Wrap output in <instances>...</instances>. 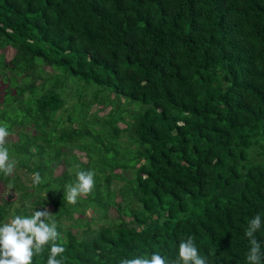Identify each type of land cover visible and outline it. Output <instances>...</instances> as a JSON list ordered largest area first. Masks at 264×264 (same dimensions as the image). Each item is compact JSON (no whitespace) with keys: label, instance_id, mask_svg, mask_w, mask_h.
Returning <instances> with one entry per match:
<instances>
[{"label":"trees","instance_id":"1","mask_svg":"<svg viewBox=\"0 0 264 264\" xmlns=\"http://www.w3.org/2000/svg\"><path fill=\"white\" fill-rule=\"evenodd\" d=\"M0 82L10 156L43 178L0 173L19 191L0 193V224L41 210L23 201L46 190L32 203L82 232L57 225L63 264L174 259L188 236L209 264H246L244 231L264 215V0H0ZM76 170L95 187L68 204ZM255 235L264 251V225Z\"/></svg>","mask_w":264,"mask_h":264},{"label":"clouds","instance_id":"2","mask_svg":"<svg viewBox=\"0 0 264 264\" xmlns=\"http://www.w3.org/2000/svg\"><path fill=\"white\" fill-rule=\"evenodd\" d=\"M10 132L6 124L0 125V173L11 176L17 161L10 156L6 146ZM79 169V166H76ZM72 172V169L69 170ZM34 185L43 183L39 172L32 174ZM95 187V172L76 170L73 182L65 185L64 199L68 204H76L82 195H90ZM264 225V215L257 213L248 221L244 235L249 240V249L245 254L246 264H264V251L256 233ZM61 234L52 212L47 208L35 210L31 215H15L9 221L0 224V264H34V257L48 249L47 264H63L62 257L66 249L61 242ZM209 256L216 255L209 249ZM118 264H209L208 258L200 250L192 236L181 239L178 254L168 259L159 252L138 255L135 258H121Z\"/></svg>","mask_w":264,"mask_h":264},{"label":"rangeland","instance_id":"3","mask_svg":"<svg viewBox=\"0 0 264 264\" xmlns=\"http://www.w3.org/2000/svg\"><path fill=\"white\" fill-rule=\"evenodd\" d=\"M14 49L11 48V47H7L6 50H5V56L9 59L13 56L14 54ZM1 82H0V91H1ZM76 101V99L74 97H69L67 99V102H66V108L67 107H70V105H72L74 102ZM99 105L98 104H92L91 107L89 108V112L90 114L91 113H94L98 110V114L100 116L102 115H105L108 110H109V107H105V108H102L101 111H99ZM127 118V117H125ZM122 125V124H121ZM17 138V135L16 134H13L11 137H10V140L13 141ZM121 140H127V134L124 133L122 136H121ZM68 151L71 152V153H75L78 157V159L80 160H83V161H86L87 160V156L85 155L84 152L82 151H79L78 149L76 148H68ZM70 156V155H69ZM71 157V156H70ZM68 159V158H67ZM56 171L55 173L56 174H59L60 172H62L63 170V165L59 162L57 163V166L55 167ZM122 170L121 169H117L116 172H121ZM123 174L126 176V177H130L131 174H130V171L128 170H123ZM13 175H16L20 178V180L27 186H30L33 182H32V175L29 174L24 168H15L14 172H13ZM1 182V181H0ZM124 183V181L122 180H114L112 181L111 185H110V189H118V187H120L122 184ZM0 193L1 195L5 196L6 197V194H11L13 197L17 198V194L19 193V191H16L14 190L11 186L8 187V189L6 190V188L4 189L2 187V183H0ZM49 198V195H48V192L46 190H42L40 191L36 196H33L31 198H28L26 200L23 201V206L24 208L28 209V208H31L32 206H35L37 208H47L49 209L51 212H52V218L56 216L57 212L53 210V207H52V204L51 203H46V204H41V203H32L33 200H48ZM120 200V199H119ZM115 212L113 209H110L109 210V216L113 217L115 216ZM77 216V215H76ZM84 218L85 220L87 221H90L91 218H93L95 216V214H93V210L91 208H87L86 209V213L84 214ZM10 219H8L7 221H9ZM6 221V222H7ZM57 225H61L63 228H67V227H73L72 230L73 232H75L78 236L82 235V232L80 231L79 227L76 225V222L73 221V220H66V219H57L55 220Z\"/></svg>","mask_w":264,"mask_h":264}]
</instances>
